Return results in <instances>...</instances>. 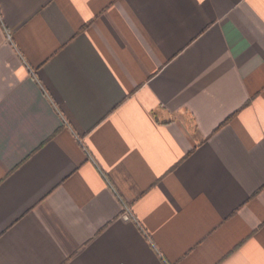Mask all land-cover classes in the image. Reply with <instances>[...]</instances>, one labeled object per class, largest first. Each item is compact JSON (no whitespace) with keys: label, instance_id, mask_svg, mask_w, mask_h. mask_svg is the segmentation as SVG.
I'll return each mask as SVG.
<instances>
[{"label":"crops","instance_id":"crops-1","mask_svg":"<svg viewBox=\"0 0 264 264\" xmlns=\"http://www.w3.org/2000/svg\"><path fill=\"white\" fill-rule=\"evenodd\" d=\"M0 264H264V0H0Z\"/></svg>","mask_w":264,"mask_h":264},{"label":"trees","instance_id":"trees-1","mask_svg":"<svg viewBox=\"0 0 264 264\" xmlns=\"http://www.w3.org/2000/svg\"><path fill=\"white\" fill-rule=\"evenodd\" d=\"M228 119V118H227Z\"/></svg>","mask_w":264,"mask_h":264}]
</instances>
